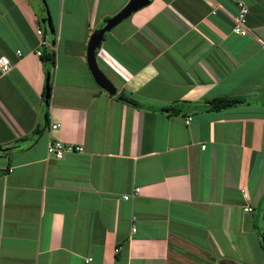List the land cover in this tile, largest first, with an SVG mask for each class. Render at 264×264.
Here are the masks:
<instances>
[{
	"label": "crops",
	"instance_id": "obj_1",
	"mask_svg": "<svg viewBox=\"0 0 264 264\" xmlns=\"http://www.w3.org/2000/svg\"><path fill=\"white\" fill-rule=\"evenodd\" d=\"M236 1L147 0L112 25L109 94L85 47L127 0H44L52 33L41 0H0V264H264V0H241L244 34Z\"/></svg>",
	"mask_w": 264,
	"mask_h": 264
},
{
	"label": "water",
	"instance_id": "obj_2",
	"mask_svg": "<svg viewBox=\"0 0 264 264\" xmlns=\"http://www.w3.org/2000/svg\"><path fill=\"white\" fill-rule=\"evenodd\" d=\"M44 5L45 15L40 18L44 29L48 28V31L52 33V27L50 26L48 11L45 6L44 0H41ZM147 0H127V2L113 15L106 18L103 23L95 28L89 35L85 47V57L90 74L95 81V83L104 89L109 94H114L116 92L115 84L107 77V75L100 69L95 59V52L98 47V43L103 35V33L108 30L112 25L125 18L128 14L138 8ZM49 70H46L44 77V92H43V102L44 106L47 104L48 93H49ZM121 97V95H118Z\"/></svg>",
	"mask_w": 264,
	"mask_h": 264
},
{
	"label": "built area",
	"instance_id": "obj_3",
	"mask_svg": "<svg viewBox=\"0 0 264 264\" xmlns=\"http://www.w3.org/2000/svg\"><path fill=\"white\" fill-rule=\"evenodd\" d=\"M236 5H237V12L234 15H232L233 24H232L231 29L235 33L244 34L248 31L244 26L245 14L247 12V6L241 0H237ZM34 32L38 37L39 47L49 45V42L46 40V38L43 34V31H42V28L39 25L34 26ZM34 53L36 55H39L41 53V49L36 48L34 50ZM8 68H9L8 58L5 55H0V70L4 71V70H7ZM188 118L189 117H186L185 121H187ZM57 126H58L57 123H51L50 124L51 129H54ZM81 149H82V146L79 143L61 140L59 138H53V139L49 140L45 145L46 152L48 154L56 157V158L61 157L64 152L78 151ZM138 192H139V187L134 186L131 189V192L122 194V198L126 199L131 195L137 194ZM242 209L247 211V210H250L251 207L248 204H245V205H243ZM131 229H134V225L131 226Z\"/></svg>",
	"mask_w": 264,
	"mask_h": 264
},
{
	"label": "trees",
	"instance_id": "obj_4",
	"mask_svg": "<svg viewBox=\"0 0 264 264\" xmlns=\"http://www.w3.org/2000/svg\"><path fill=\"white\" fill-rule=\"evenodd\" d=\"M44 60L48 61V67L46 70H49V79H48V85L50 84V66L52 64V55L50 53L44 54ZM50 86V85H49ZM121 97L123 100L135 104V101L128 97L127 94H125L122 90L120 91ZM237 100V98L233 97H227V96H215L211 98L212 102V108H220L225 107L234 104ZM47 106V105H46Z\"/></svg>",
	"mask_w": 264,
	"mask_h": 264
},
{
	"label": "rangeland",
	"instance_id": "obj_5",
	"mask_svg": "<svg viewBox=\"0 0 264 264\" xmlns=\"http://www.w3.org/2000/svg\"><path fill=\"white\" fill-rule=\"evenodd\" d=\"M232 27V26H231ZM232 30V29H231Z\"/></svg>",
	"mask_w": 264,
	"mask_h": 264
}]
</instances>
